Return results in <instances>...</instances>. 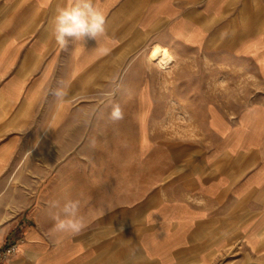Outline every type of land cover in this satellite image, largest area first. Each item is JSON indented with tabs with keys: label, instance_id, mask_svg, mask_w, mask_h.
Listing matches in <instances>:
<instances>
[{
	"label": "crops",
	"instance_id": "1",
	"mask_svg": "<svg viewBox=\"0 0 264 264\" xmlns=\"http://www.w3.org/2000/svg\"><path fill=\"white\" fill-rule=\"evenodd\" d=\"M69 2L0 0V170L19 164L15 152L25 150V137L38 130L33 107L49 81L104 58L113 63L122 54L141 55L151 43L206 61L194 62V94L171 95L206 104L194 115V134L204 137L194 142L190 171L180 172L178 159L161 158L158 183L143 176L138 190L128 160L115 162L110 191L95 195L76 189L83 176L68 175L65 159L57 175L50 161L46 226L9 243L16 251L7 264H190L229 246L231 226H254L255 246L264 251V101H250L233 115L215 106L231 101L219 89L230 72L254 76L264 86V0H93L105 18L104 34L61 48L51 21ZM139 100L152 101L145 93ZM67 114L47 112L48 151L69 149L70 127H63L62 143L54 141L55 120ZM134 119L139 133H151L148 112ZM172 169L177 177L170 182ZM68 199L81 202L85 227L75 236L53 231L49 202Z\"/></svg>",
	"mask_w": 264,
	"mask_h": 264
},
{
	"label": "rangeland",
	"instance_id": "2",
	"mask_svg": "<svg viewBox=\"0 0 264 264\" xmlns=\"http://www.w3.org/2000/svg\"><path fill=\"white\" fill-rule=\"evenodd\" d=\"M150 48L137 56L119 55L113 63L109 57L104 58L82 72H66L42 88L33 107L39 112L37 135L29 132L25 150L15 152L17 166L7 172L0 170V252L12 241L21 240L30 228L46 226L47 191L52 185L48 183V172L54 169L57 175L65 160L70 167L68 175L78 171L83 176L75 184L76 189L92 195L110 191L111 171L117 160L132 164L137 174L136 190L141 189L143 176L150 175L151 185L158 183L161 158L168 163L178 159L180 172L190 171L194 142H202L204 137L194 134V115H201L206 104L176 101L171 95L194 94V62L206 61L194 60L192 54H171L169 62H151L147 57ZM230 73L227 86L219 89L225 90L231 101L215 106L233 115L250 101H264V86L254 76ZM175 79L183 87L175 86ZM57 89L66 94L57 98L51 94ZM144 93L151 102L139 100ZM238 96H242V102L236 101ZM117 105L123 118L113 122L111 112ZM48 111L69 113V118L55 120L54 134L55 143H62L63 127H70L68 150L48 151ZM145 112L151 127L147 135L139 133L134 119ZM148 143L147 152L142 153ZM50 161L54 165L48 171ZM173 170L168 174L170 182L177 177ZM72 181L68 180V185ZM231 229L229 246L212 248L190 264H264V251L255 246L254 226Z\"/></svg>",
	"mask_w": 264,
	"mask_h": 264
},
{
	"label": "clouds",
	"instance_id": "3",
	"mask_svg": "<svg viewBox=\"0 0 264 264\" xmlns=\"http://www.w3.org/2000/svg\"><path fill=\"white\" fill-rule=\"evenodd\" d=\"M105 18L93 0H70L69 5L57 9L51 21V36L61 46L67 47L69 40L84 45L88 39H97L104 34ZM52 95L61 98L66 93L60 89ZM123 118L121 108L117 105L111 112L110 119L116 122ZM49 209H54L52 218L55 221L53 231L79 235L85 227L81 216V202L68 199L49 202Z\"/></svg>",
	"mask_w": 264,
	"mask_h": 264
},
{
	"label": "bare ground",
	"instance_id": "4",
	"mask_svg": "<svg viewBox=\"0 0 264 264\" xmlns=\"http://www.w3.org/2000/svg\"><path fill=\"white\" fill-rule=\"evenodd\" d=\"M148 60L151 62L166 63L172 58L171 52L167 47L160 44H154L148 53Z\"/></svg>",
	"mask_w": 264,
	"mask_h": 264
},
{
	"label": "built area",
	"instance_id": "5",
	"mask_svg": "<svg viewBox=\"0 0 264 264\" xmlns=\"http://www.w3.org/2000/svg\"><path fill=\"white\" fill-rule=\"evenodd\" d=\"M16 246L11 245L6 250L0 252V264H7L9 258L15 253Z\"/></svg>",
	"mask_w": 264,
	"mask_h": 264
}]
</instances>
